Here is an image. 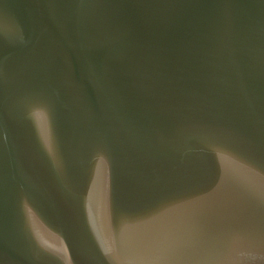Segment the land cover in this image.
Returning <instances> with one entry per match:
<instances>
[{"label": "water", "instance_id": "obj_1", "mask_svg": "<svg viewBox=\"0 0 264 264\" xmlns=\"http://www.w3.org/2000/svg\"><path fill=\"white\" fill-rule=\"evenodd\" d=\"M0 264H264V0H0Z\"/></svg>", "mask_w": 264, "mask_h": 264}]
</instances>
